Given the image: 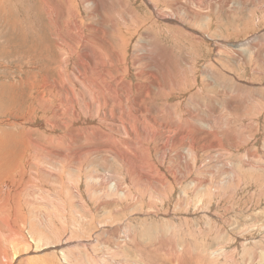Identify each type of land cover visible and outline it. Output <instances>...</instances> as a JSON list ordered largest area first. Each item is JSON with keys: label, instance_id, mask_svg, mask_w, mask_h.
<instances>
[{"label": "rangeland", "instance_id": "1", "mask_svg": "<svg viewBox=\"0 0 264 264\" xmlns=\"http://www.w3.org/2000/svg\"><path fill=\"white\" fill-rule=\"evenodd\" d=\"M46 1L45 3L44 0H0V141H3L2 143L8 141L7 146L0 145V151L2 149L1 154L10 151L14 154H17L16 151L18 154L22 152L24 157L21 153V158H16L17 166L16 163L12 165L15 169H10V172L27 171L29 177H32L31 182L37 181L29 182L28 187L25 185L27 187L25 197L22 193L24 188L19 187L20 195L12 200L2 201L5 202V213L10 214L14 219L13 226L17 225L14 230L21 231L19 232L21 238L23 236L22 239L26 240L28 235H33L37 239L42 236L44 238L37 239L40 242V248L48 247L45 249L42 247L44 251L38 253L40 255L22 254L24 255L22 260L26 259V261L17 264H31L30 258L33 260L38 258L35 260L36 264H53L55 259L58 262L56 256L52 257L51 247L58 242L61 233L63 236L65 234L69 241L67 245L60 248L66 252L69 251L67 252L70 258L69 264L75 263L71 258L74 256L78 258L81 251L85 254H82L75 264H113L114 262H109L108 258H112L115 251V253H121L117 255V258L114 257L118 262L116 264H169L170 255L176 252L174 248L180 249L177 254L186 256L188 260L186 264H195L194 259H197L199 254L201 256L197 260L200 264L212 262V264H223V262L224 264H264V0H241L243 2L216 0L214 3V0H157V2L149 0L147 4L144 0H99L104 1L103 7L108 6L102 9L103 7L101 8L99 4V10H94L95 7L91 5V2L88 3L90 0ZM238 1L244 4L241 6ZM109 4L113 8H109ZM151 4L155 6L152 7ZM91 7L94 9L91 10ZM150 7H152L151 10ZM105 9L108 11L105 12ZM128 9L133 10V18H127L125 13ZM54 12L57 16H54ZM59 14L63 16L60 17L61 19L58 17ZM201 16L205 19L209 18L208 21ZM166 17L168 21L165 20ZM169 17L174 20H169ZM125 19L126 23H124ZM181 20L184 23L180 22ZM177 21L181 25H178ZM68 22L76 23V30L71 31ZM126 28L129 29V38L126 35H120V30L123 32ZM99 30L103 31L104 35L101 36ZM76 34L84 39L92 38L94 41L96 38L103 36L109 38L112 35L113 42L116 44L115 50L119 52L120 57L123 56L122 49L125 50L126 56L123 61L125 60L124 63L128 66L131 64L130 55L136 53L135 51L139 56L144 52L141 48L155 51L156 58L148 54L146 60L140 59L137 68L128 69L129 75L126 81L128 85L130 84L129 93H132L130 96H134L135 85L138 83L137 74L143 72L144 78H150V86L153 85V89L150 90L152 93L144 104L158 108L160 116L163 114L162 127H167L168 134L160 131L154 124L161 123V120L144 111L143 117L147 116L145 120L149 121L146 120L147 124H151L148 126L152 128H147V131L142 129L146 131L145 136H141L143 132L141 129L134 132L133 136H126L125 130L128 125L122 126L123 120L120 122V119L115 117L116 111H113L114 116L110 117L107 106L100 99V95H97L100 94L98 89L102 88L98 86L99 81L96 80L95 86L85 82L86 80L94 81L96 74L89 73L88 70V64L93 62V58L88 62L86 57L83 67L77 65L80 59L83 63L84 57L80 58L83 44L79 45L78 35L77 42L72 41ZM94 41L92 42L96 47L97 43ZM151 43L154 45L153 48L149 46ZM165 56L169 59L168 61ZM160 59L165 62H161ZM86 63L88 64L85 65ZM163 63L172 65L169 70L170 75L166 73ZM84 67L85 69L87 67V70L82 69ZM85 71L88 72L85 73ZM60 74L63 75V79ZM52 78L58 81L55 83ZM42 81L47 83L45 84L47 88ZM83 84L87 89L82 86ZM79 85L86 92L82 91V88L80 90ZM57 88L58 91H56ZM70 89L74 92L72 95L77 98L75 106L80 111L78 118L72 120L67 114V109L73 102L69 96ZM89 89H93L96 95H92ZM79 93L84 94V102L78 98ZM57 101L60 106L56 103ZM103 112L107 115L104 124L96 117V114H99L103 118L105 116ZM148 116H151V122ZM107 121H111L110 124L113 123L115 126L112 124L110 126ZM92 127L97 129L99 134L94 133L91 130ZM106 127L108 131L105 130ZM112 127L114 131L111 130ZM181 130H183L181 136L176 135ZM101 134L104 138L106 134L108 136L106 135L107 138L104 139ZM23 136L25 139L22 138ZM74 136L76 137L73 138ZM93 137L94 139H91ZM50 141L52 145L57 146L52 147ZM66 141L68 144L65 143ZM58 144H62L61 147L65 144L67 146L61 148ZM14 145L16 147H13ZM1 147L6 150L4 151ZM42 149L47 151L42 153L44 152ZM143 155L146 156L143 157ZM42 158V161H46L41 162ZM30 160L35 163L30 165ZM37 160L39 162L36 163ZM46 162L49 164L45 165ZM132 165H135L134 170H131ZM60 169H63V172ZM139 169L142 173H139ZM55 171L58 173L56 174ZM68 176L70 178H67ZM51 179L54 181L49 182ZM58 181L62 184H57ZM35 183L40 185L36 186ZM68 184H72L70 188L67 187ZM90 190L92 191L88 196L87 193ZM117 190L122 192L117 193ZM59 191L61 193L56 194ZM63 198L66 200L69 198L67 203ZM18 203H24V205L21 206ZM13 212H18L17 219L13 218L16 217ZM19 217H24L22 221H25V226L18 224ZM80 226L83 227L81 230ZM43 228L46 230L41 231L44 230ZM61 228L65 231L61 232ZM73 229H77L78 232ZM48 230L51 232L49 233ZM57 231L61 233L57 236L53 235L58 234ZM46 233L50 237L48 235L47 238ZM1 234L7 235L4 231L0 233V236ZM5 236L0 237V248L9 251L10 256V242L6 243ZM161 236L163 237L160 238ZM72 238H75L74 242ZM110 240L111 243H109ZM75 243H78L80 247H74ZM81 245L85 248L83 249ZM163 246L167 248L165 251ZM116 247L120 249L117 250ZM189 247L192 249L191 252ZM27 248L24 249L25 253L31 250ZM199 250L202 253H199ZM196 252L198 253L194 254ZM102 257L103 259H100ZM105 259L108 260H106L107 263ZM60 264L65 263L60 262Z\"/></svg>", "mask_w": 264, "mask_h": 264}, {"label": "bare ground", "instance_id": "2", "mask_svg": "<svg viewBox=\"0 0 264 264\" xmlns=\"http://www.w3.org/2000/svg\"><path fill=\"white\" fill-rule=\"evenodd\" d=\"M45 1V3L47 2L46 0H44ZM57 1V0H56ZM88 1V0H87ZM121 1V0H120ZM145 2H146V4L149 2V0H144ZM154 1V0H153ZM216 0H214L213 1V3L215 2ZM239 1H241V0H239ZM238 1V2H239ZM249 1V0H248ZM89 2H91V5H93L94 7H95V9L94 8H92L91 7V10H99V6L102 8L103 6H104V1H99V0H90V1H88V3ZM106 2V1H105ZM109 2V1H108ZM151 2V1H150ZM156 2H157V0H156ZM163 2V1H162ZM161 2V3H162ZM186 2V1H185ZM208 2V1H207ZM211 2V1H210ZM217 2H219V1H217ZM241 2H243V1H241ZM241 2H239V3H241ZM164 3V2H163ZM173 3H174V1H173ZM48 4V3H47ZM90 4V3H89ZM100 4V5H99ZM106 4V3H105ZM150 4V3H149ZM183 4V3H182ZM197 4H199V2H197ZM221 4H224V3H221ZM244 4V3H243ZM242 3L240 4L241 6L243 5ZM57 5V4H56ZM103 5V6H102ZM152 5V4H151ZM161 5V4H160ZM178 5V4H177ZM200 5L201 6H204L205 7V5L203 4H201L200 3ZM200 5H196L197 7H200ZM219 5V4H218ZM229 5V4H228ZM228 5H226V6H228ZM50 6V5H49ZM57 6H59V5H57ZM67 6H68V4H67ZM88 6V5H87ZM146 6V5H145ZM153 6H155V5H152V7ZM61 7H63V6H61ZM66 7V6H65ZM106 7H108L107 5L105 6V7H103L102 9H104V8H106ZM110 7H112V6H110V4H109V8ZM152 7H150V10H151V8ZM178 7V6H177ZM181 7V6H180ZM245 7V6H244ZM50 8V7H49ZM53 8V7H52ZM54 8H55V6H54ZM60 8V7H59ZM67 8V7H66ZM96 8H98V9H96ZM113 8V7H112ZM123 8V7H122ZM167 8V7H166ZM179 8V7H178ZM185 8H186V6H185ZM250 8V7H249ZM51 9V8H50ZM60 9H62V8H60ZM119 9V8H118ZM182 9H183V6H182ZM195 10H196V8H194ZM207 9V8H206ZM248 9V8H247ZM53 10V9H52ZM52 10H51V13H52ZM66 10V9H65ZM88 10V9H87ZM106 11L105 12H107L108 10L107 9H105ZM114 10V9H113ZM153 10H155V8H153ZM166 9H165V7H164V11H165ZM177 10V9H176ZM189 10V9H188ZM192 10V9H191ZM201 10V9H200ZM50 11V10H49ZM56 11H58V10H56ZM55 11V12H56ZM67 11V10H66ZM101 11V10H100ZM126 10L124 9V12H125ZM172 11V10H171ZM203 11V10H202ZM253 11V10H252ZM54 12V16H57V14ZM65 12V11H64ZM179 12V11H178ZM184 12V11H183ZM47 13H48V11H47ZM50 13V14H51ZM60 13V12H59ZM116 14H117V12H115ZM170 13H172V12H170ZM199 13V12H198ZM56 14V15H55ZM66 13H64V15H65ZM74 14V13H73ZM77 14H79V13H77ZM121 14V13H120ZM125 14H127V18H129V17H132V15H133V10L132 9H128V11L125 13ZM124 14V15H125ZM155 14V13H154ZM166 14H168L167 12H166ZM192 14V13H191ZM194 14H195V12H194ZM206 13H204V15H205ZM48 15V14H47ZM68 15H70V14H68ZM172 15V14H171ZM180 15H182V14H180ZM193 15V14H192ZM196 15V14H195ZM198 15V14H197ZM72 16V15H71ZM77 16V15H76ZM105 16H107V15H105ZM134 16V15H133ZM158 16V15H157ZM177 16V15H176ZM183 16V15H182ZM200 16V15H199ZM59 18L60 17H63V16H61L60 14H59V16H58ZM64 17H66V16H64ZM69 17V16H68ZM89 17V16H88ZM94 17V16H93ZM110 17V16H109ZM126 17V16H125ZM136 17V16H135ZM174 17V16H173ZM181 17V16H180ZM187 17V16H186ZM189 17H191V15L189 16ZM198 17V16H197ZM197 17H195L196 19H197ZM203 16H201V18H202ZM209 17H210V15H209ZM123 18V19H122ZM122 20L124 21V17L122 16ZM133 18V17H132ZM156 18V17H155ZM159 19H160V17H158ZM170 18V17H169ZM175 18V17H174ZM188 18V17H187ZM193 18H194V16H193ZM61 19V18H60ZM108 19V18H107ZM162 19V18H161ZM171 19H173V18H170L169 20H171ZM186 19V18H185ZM188 19H192V18H188ZM187 19V20H188ZM202 19H204V20H207L208 21V19L209 18H207L206 17V19L205 18H202ZM121 20V21H122ZM129 20V19H128ZM134 20V19H133ZM148 20H149V18H148ZM155 20V19H154ZM166 21H168V19H167V17H166V19H165ZM174 20V19H173ZM179 20V19H178ZM182 20H184V19H182ZM182 20L180 21V22H182ZM198 20H199V17H198ZM197 20V21H198ZM204 20H202V21H204ZM74 21H75V19H74ZM104 21H106V20H104ZM109 21V20H108ZM120 21V22H121ZM122 21V22H123ZM130 21V20H129ZM128 21V22H129ZM135 21V20H134ZM189 21V20H188ZM188 21H187V23H188ZM200 21V20H199ZM202 21H201V23H202ZM113 22V21H112ZM122 22H121V24H122ZM127 21H126V19H125V22L124 23H126ZM169 22H171V21H169ZM178 22V25L180 24L179 23V21H177ZM190 22H192V21H190ZM206 22V21H205ZM205 22H203V23H205ZM105 23V22H104ZM107 23V22H106ZM113 23H115V22H113ZM137 23H138V21H137ZM176 23V22H175ZM182 23H184V22H182ZM187 23H185V24H187ZM197 23V22H196ZM200 23V24H201ZM101 24V23H100ZM102 24H103V21H102ZM139 24V23H138ZM206 24V23H205ZM134 25V24H133ZM176 25V24H175ZM181 25V24H180ZM183 25V24H182ZM197 25V24H196ZM195 25V26H196ZM198 25H199V22H198ZM68 26H69V28H70V30L71 31H73V30H76V23H74V22H72V23H70V22H68ZM115 26V25H114ZM139 26V25H138ZM202 26V25H201ZM211 26V25H210ZM121 27H123V26H121ZM136 27V26H135ZM182 27V26H181ZM205 26H203V28H204ZM91 29V28H90ZM97 29V28H96ZM99 29H101V28H99ZM112 29V28H111ZM114 29V28H113ZM125 29V28H124ZM131 30H132V28H130ZM142 29V28H141ZM202 29V28H201ZM69 30V29H68ZM115 30V29H114ZM185 30V29H184ZM80 31V30H79ZM100 32H101V36H102V34L104 35V33H102L103 31H101V30H99ZM98 31V32H99ZM106 31V30H105ZM202 31V30H201ZM109 32V31H108ZM150 33H151V31H149ZM69 33V32H68ZM67 33V34H68ZM81 33V32H80ZM119 33V32H118ZM88 34V33H87ZM90 34V33H89ZM137 34V33H136ZM78 34H76L73 38H72V41H75V42H77V39H76V36H77ZM93 35V34H92ZM120 35H126L128 38H129V29L128 28H126V30L125 31H123L122 32V30H120ZM81 36V35H80ZM79 35H78V38L80 39V41H79V45L81 46L82 44V52H81V54H80V58H82V57H84V61H83V63H82V61H78L77 62V65H79V66H81V67H83L84 66V63L86 62V60H85V58L86 57H88V62L91 60V58H93V62H90V64H88V63H86L85 65H87L88 64V70H89V73H92V74H96V79L93 81H85L83 78V80L85 81V82H88V83H90L91 85H96L95 83L97 82V81H99V87L100 86H102V88L100 87L98 90H99V92H100V94H97V95H100V99L101 100H103V102H104V105H106L107 106V111H108V115L110 116V117H113L114 116V114H113V111H116V113L117 114H115V117H117L118 119H120V122H122V120H123V125L122 126H125V125H128V127H127V129L125 128V127H123L124 129H126L125 131H126V136L127 135H129V136H133L135 133L134 132H137V131H139L140 129L142 130V129H147V128H149V129H151L152 128V126L150 127V126H148L150 123H148L147 124V121L145 120V118L147 117H143V114H142V112H144V111H146V112H148V114L150 115H152V116H155L159 121L161 120V123H159V122H156V123H154L156 126H157V128L160 130V131H164V133H167V127H162V123H163V121L164 120H162V119H164V116H163V114H162V116H160V114L158 113L159 112V109L158 108H156V107H154V106H150V105H146V104H144V101H146L147 99H149V97H150V95H151V93H152V91H150V90H152L153 89V85H151L150 86V84H151V82H150V78H144L145 76H144V73L143 72H140V73H138L137 74V76H136V79L138 80V83L135 85V88H136V92H135V94H134V96H130V94L132 95V93H129V85H128V82L126 81V79L128 78L127 76L129 75L128 74V69L131 67V68H137L138 67V63L140 64V59L141 60H146L147 58H148V54H150V56H152V55H154V58H156V55H155V51L153 52V51H148L147 49H145V48H141L144 52H140L141 54H140V56L139 55H136L137 54V51H135L136 53H132V55H130V60H131V64H130V66H128V65H126L125 63H124V61H123V59L125 58V50L124 49H122L123 51H122V55L123 56H121L120 57V55L117 53V51L115 50V46H116V44H114V42H113V37H112V35L109 37V38H105V36H103L102 38H96V41H94L92 38V40L91 39H84V38H81ZM119 36V35H118ZM117 36V37H118ZM149 36V35H148ZM151 36V35H150ZM197 36V35H196ZM85 37V36H84ZM99 37V36H98ZM117 37H115V39L117 38ZM142 37V36H141ZM145 37V36H144ZM153 37V36H152ZM86 38V37H85ZM88 38V37H87ZM150 38V37H149ZM149 38H146V39H148L149 40ZM61 39H63V38H61ZM118 39V38H117ZM145 39V38H144ZM151 39V38H150ZM205 39V38H204ZM152 40V39H151ZM155 40V41H154ZM153 41L154 42H156V39H154ZM92 41H94V42H96L97 44H96V47L94 46V44H93V42ZM123 41V40H122ZM145 41V40H144ZM81 43V44H80ZM117 43H118V41H117ZM125 43V42H124ZM62 44V43H61ZM245 44H247V43H245ZM70 45V44H69ZM248 45V44H247ZM135 46V45H134ZM137 46V45H136ZM151 48H153V44L151 43L150 45H149ZM244 46V45H243ZM124 47H125V45H124ZM143 47H145L144 45H143ZM68 48H69V46H68ZM117 48V47H116ZM122 48V47H121ZM246 48V47H245ZM253 48V47H252ZM71 49V48H70ZM74 49V48H73ZM240 49V48H239ZM58 50V49H57ZM160 50V49H159ZM235 50V49H234ZM253 50V49H252ZM139 51V50H138ZM228 51H229V49H228ZM240 51H242V50H240ZM62 52V51H61ZM70 52H72V51H70ZM247 52V51H246ZM253 52V51H252ZM89 53H92V54H89ZM232 53V52H231ZM249 53H251V52H249ZM256 53V52H255ZM65 54H66V52H65ZM160 54V53H159ZM237 54V53H236ZM239 54H240V52H239ZM258 54V53H257ZM256 54V55H257ZM264 54V53H263ZM167 55V54H166ZM67 56V55H66ZM166 57V56H165ZM171 57V56H170ZM256 57V56H255ZM254 57V58H255ZM77 58H78V56H77ZM76 58V59H77ZM159 58H160V56H159ZM252 58V57H251ZM257 58V57H256ZM259 58V57H258ZM257 58V59H258ZM56 59V58H55ZM158 59V58H157ZM163 59V58H162ZM162 59H160L161 60V62H163L164 60H162ZM166 59H167V57H166ZM78 60V59H77ZM153 60V59H152ZM169 59H167V61H168ZM254 60V59H253ZM241 61V60H240ZM62 62V61H61ZM151 62V61H150ZM165 62V61H164ZM228 62V61H227ZM55 63H56V61H55ZM170 63V62H169ZM231 63V62H230ZM154 64V63H153ZM165 66H164V69H165V71H166V73L167 74H169L170 75V72H169V70H170V68H171V66L167 63H163ZM59 66H60V63H59ZM78 67V66H77ZM79 68V67H78ZM130 68V69H131ZM195 68V67H194ZM51 69V68H50ZM63 69V68H62ZM75 69V68H74ZM77 69V68H76ZM82 69H84V70H87V67H86V69H85V67L84 68H82ZM48 70V69H47ZM58 70V69H57ZM60 70V69H59ZM58 70V71H59ZM73 70V69H72ZM79 70V69H78ZM54 71V70H53ZM58 71H57V73H58ZM61 72H64V71H62V70H60ZM80 71H81V69H80ZM139 71V70H138ZM47 72V71H46ZM45 72V73H46ZM75 72V74H76V70L74 71ZM86 72H88V71H85V73ZM134 72H135V70H134ZM147 72V71H146ZM214 72V71H213ZM56 73V72H55ZM78 73V72H77ZM89 73H87V74H89ZM126 73V74H125ZM204 73V72H203ZM209 73V72H208ZM221 73V72H220ZM71 74H74V73H71ZM74 74V77L76 76ZM81 74V73H80ZM94 74V75H95ZM61 75V74H60ZM78 75V74H77ZM81 75H83V74H81ZM123 75V76H122ZM135 75V74H134ZM180 75V74H179ZM216 75V74H215ZM214 74H213V76H215ZM47 76V78H48V75H46ZM62 76L63 75H61V78H62ZM65 76V75H64ZM71 76H73V75H71ZM93 76V75H92ZM208 76V75H207ZM51 77V76H50ZM77 77V76H76ZM82 77H84V76H82ZM93 77V78H94ZM216 77H217V75H216ZM46 78V79H47ZM182 78H183V76H182ZM43 79H44V81H46L45 80V78L43 77ZM53 79V78H52ZM51 79V80H52ZM63 79V78H62ZM64 79H66V78H64ZM82 79H81V82H82ZM215 79V78H214ZM50 80V79H49ZM50 80V81H51ZM54 80V79H53ZM52 80V81H53ZM68 80V79H67ZM69 80H70V77H69ZM69 80H68V82H69ZM97 80V81H96ZM177 80V79H176ZM207 80V82H208V79H206ZM213 80V79H212ZM44 81H42V82H44ZM55 81V80H54ZM58 80L56 79V81H55V83L57 82ZM61 81V80H60ZM70 81H72V80H70ZM77 81V80H76ZM83 81V82H84ZM141 81V82H140ZM180 81V80H179ZM64 82V81H63ZM81 82H79L80 84H81ZM143 82V83H142ZM146 82H148V84L146 83ZM154 81H152V83H153ZM213 82H215V81H213ZM50 83V82H49ZM71 83V82H70ZM75 83V82H74ZM78 83V84H79ZM167 83V82H166ZM169 83H171L170 81H169ZM181 83H183L182 81H181ZM42 84V83H41ZM45 84H47V83H45L44 82V87H45ZM52 84H53V82H52ZM51 84V85H52ZM165 84V83H164ZM217 84H219V83H217ZM216 84V85H217ZM50 85V84H49ZM57 85V84H56ZM73 85V84H72ZM71 85V86H72ZM171 85V84H170ZM215 85V86H216ZM48 86V85H47ZM54 86V85H53ZM70 86V85H69ZM80 86V85H79ZM83 87L84 86H86V85H82ZM93 86V87H94ZM50 87V86H49ZM64 87V86H63ZM68 87V86H67ZM76 87V86H75ZM77 87H78V85H77ZM89 87H91V86H89ZM92 87V88H93ZM164 87H166V86H164ZM45 88H47V87H45ZM60 88V87H59ZM62 88V87H61ZM81 86H80V90H81ZM85 88V87H84ZM42 89H44V88H42ZM66 89V88H65ZM68 89V88H67ZM78 89V90H79ZM85 89H87V88H85ZM162 89V88H161ZM185 89V88H184ZM79 90V91H80ZM84 89L82 88V91H83ZM90 90V89H89ZM56 91H58V88H57V90ZM85 91V90H84ZM131 91V90H130ZM135 91V90H134ZM167 91V90H166ZM205 91V90H204ZM53 92V91H52ZM72 92H73V90L71 91V89L69 90V96L71 97V99L73 100V102H71L70 103V106H69V108L67 109V114L69 115V117H70V119L72 120V119H76V118H78V116L80 115V111H79V109L75 106L76 105V103H77V98H75V96L74 95H72ZM86 92V91H85ZM88 92V91H87ZM90 92L92 93V95H96L95 94V91L93 90V89H91L90 90ZM97 92V91H96ZM132 92V91H131ZM155 92V91H154ZM157 92V91H156ZM46 93V92H45ZM44 93V94H45ZM74 93V92H73ZM163 93V92H162ZM41 94H43V93H41ZM61 94V93H60ZM54 95H56V94H54ZM59 95V94H58ZM65 95H67V94H65ZM89 95V94H88ZM156 95V94H155ZM161 95V94H160ZM157 96V95H156ZM162 96V95H161ZM54 97V96H53ZM68 97V96H67ZM66 97V98H67ZM61 98V97H60ZM78 98L82 101V102H84V94H82V93H79L78 94ZM47 99H49L48 97H47ZM57 99V98H56ZM239 99V98H238ZM191 101V100H190ZM58 105L60 104V103H58V101L56 102ZM64 103V102H63ZM126 103V104H125ZM197 103V102H196ZM240 103V102H239ZM128 104V105H127ZM65 105V104H64ZM56 106V105H55ZM60 106V105H59ZM62 106V105H61ZM48 107V106H47ZM57 107V106H56ZM55 107V108H56ZM239 107V106H238ZM59 108V107H58ZM62 108V107H61ZM244 108V107H243ZM234 109V108H233ZM235 109H236V107H235ZM57 110V109H56ZM59 110V109H58ZM61 110V109H60ZM55 112V111H54ZM62 112V111H61ZM197 112V111H196ZM56 113V112H55ZM54 113V114H55ZM105 112H103V116L105 115L104 114ZM188 113V112H187ZM198 114V113H197ZM107 115H105L103 118H101V116L98 114H96V117H97V119L99 120V121H101V122H103V124H104V121L106 122V119H107V117H106ZM166 116V115H165ZM169 116V115H168ZM51 117H53V116H51ZM148 117H150L149 118V120H150V122L152 121L151 120V116H148ZM167 117V116H166ZM193 117V116H192ZM55 118V117H54ZM116 118V120H118ZM124 118H125V122H124ZM154 118V117H153ZM159 118H161V119H159ZM155 119V118H154ZM54 120V119H53ZM171 120V119H170ZM188 120V119H187ZM192 120V119H191ZM56 121V120H55ZM155 121H156V119H155ZM183 121V120H182ZM222 121V120H221ZM107 122H109V121H107ZM111 122V121H110ZM110 122L108 123L110 126H112L113 125V123H111L110 124ZM118 122V121H117ZM149 122V121H148ZM167 122V121H166ZM199 122H201V121H199ZM231 122V121H230ZM6 123V122H5ZM55 123V122H54ZM153 123V122H152ZM165 123V122H164ZM20 124V123H19ZM118 124V123H117ZM116 124V125H117ZM122 124V123H121ZM166 124V123H165ZM193 124V123H192ZM27 125V124H26ZM119 125V124H118ZM146 125V126H145ZM151 125V124H150ZM153 125V124H152ZM154 125V126H155ZM191 125V124H190ZM113 126H115V125H113ZM213 126V125H212ZM217 126V125H216ZM72 127V126H71ZM102 127V126H101ZM117 127V126H116ZM182 127H183V125H182ZM192 127V126H191ZM218 127V126H217ZM100 128V127H99ZM113 128V127H112ZM118 128V127H117ZM157 128L155 129V130H157ZM186 128V127H185ZM190 128V127H189ZM76 129V128H75ZM103 129V128H102ZM101 129V130H102ZM108 128L106 127V129L105 130H107ZM120 129H121V127H120ZM71 130V129H70ZM73 130V129H72ZM71 130V131H72ZM94 133H96V134H99V132H98V130L96 129H93V127H92V129H91ZM112 131H114V128L113 129H111ZM190 130V129H189ZM211 130V129H210ZM108 131V130H107ZM143 131V130H142ZM147 131V130H146ZM146 131H143L142 133H141V136H145V134H146ZM62 132H63V130H62ZM86 132V131H85ZM85 132H84V134H85ZM110 132V131H109ZM177 132V131H176ZM182 132H183V130H181V131H179L176 135H180V134H182ZM189 132V131H188ZM233 132V131H232ZM231 132V133H232ZM61 133V132H60ZM117 133V132H116ZM121 133V132H120ZM156 133H158V132H156ZM224 133H228V132H224ZM223 133V134H224ZM27 134H29V133H27ZM41 134V133H40ZM66 134V133H65ZM83 134V135H84ZM109 134V133H108ZM168 134V133H167ZM187 134V133H186ZM203 134V133H202ZM88 135H90V134H88ZM87 135V136H88ZM103 134H101V136H102ZM107 135V134H106ZM106 135H105V138L104 139H106L107 137H106ZM125 135V134H124ZM150 135V134H149ZM157 135V134H156ZM185 135V134H184ZM25 136H26V134H25ZM28 136V135H27ZM64 136V135H63ZM86 136V137H87ZM91 136V135H90ZM108 136V135H107ZM121 136V135H120ZM119 136V137H120ZM158 136V135H157ZM167 137H168V135H166ZM181 136V135H180ZM212 136H214V135H212ZM233 136V135H232ZM10 137V136H9ZM13 137V136H12ZM65 137V136H64ZM76 136H74L73 138H75ZM100 137V136H99ZM115 137V136H114ZM198 137V136H197ZM22 138H24V136L22 137ZM21 138V139H22ZM49 138V137H48ZM51 138V137H50ZM116 138V137H115ZM186 138V137H185ZM207 138V137H206ZM230 138H232V137H230ZM11 139V138H10ZM19 139V138H18ZM25 139V138H24ZM26 139H28V138H26ZM34 139V138H33ZM63 139H65V138H63ZM91 139H94V137L93 138H91ZM120 139H121V137H120ZM155 139V138H154ZM164 139V138H163ZM188 139V138H187ZM4 140V139H3ZM35 140V139H34ZM55 140V139H54ZM57 140H59V139H57ZM56 140V141H57ZM66 140V139H65ZM87 140V139H86ZM85 140V141H86ZM89 140V139H88ZM108 140V139H107ZM118 140V139H117ZM136 140V139H135ZM139 140H141V139H139ZM169 140V139H168ZM171 140V139H170ZM179 140V139H178ZM196 140V139H195ZM201 140V139H200ZM233 140V139H232ZM18 142L20 141V140H17ZM47 141V140H46ZM49 141V140H48ZM60 141V140H59ZM58 141V142H59ZM76 141V140H75ZM84 140H82V142H83ZM114 141H115V139H114ZM157 141V140H156ZM206 141V140H205ZM231 141V140H230ZM3 142V141H2ZM1 141H0V145L2 144H5L6 145V142L8 143V141L6 140V142L4 141V143H2ZM28 142H29V140H28ZM36 142V141H35ZM92 142V141H91ZM94 142V141H93ZM148 142V141H147ZM159 142V141H158ZM161 142V141H160ZM159 142V143H160ZM188 142V141H187ZM197 142V141H196ZM199 143H201L200 141H198ZM14 143V142H13ZM50 143H51V141H50ZM57 143V142H56ZM66 144H68L67 143V141L65 142ZM69 143H70V141H69ZM74 143V142H73ZM72 143V144H73ZM78 143V142H77ZM106 143H107V141H106ZM113 143V142H112ZM143 143V142H142ZM171 143V142H170ZM186 143V142H185ZM193 143V142H192ZM37 144V143H36ZM42 144V143H41ZM45 144V143H44ZM44 144H42V145H44ZM48 144V143H47ZM55 144V143H54ZM65 144V145H66ZM71 144V143H70ZM75 144V143H74ZM73 144V145H74ZM89 144H90V142H89ZM96 144H98V143H96ZM102 144L104 145V141L102 142ZM144 144V143H143ZM154 144V143H153ZM16 145H17V143H16ZM25 144H23V146H24ZM39 145V144H38ZM42 145H40V146H42ZM51 145H52V143H51ZM58 145H60V144H58ZM62 145V144H61ZM61 145H60V147H61ZM65 145L63 146V147H65ZM79 145V144H78ZM95 145V144H94ZM128 145H130V144H128ZM138 145V144H137ZM140 145V144H139ZM160 145V144H159ZM173 145V144H172ZM186 145V144H185ZM7 146V145H6ZM22 146V145H21ZM47 146H49V145H47ZM54 145H52V147H53ZM55 146H57L56 144H55ZM54 146V147H55ZM67 146V145H66ZM72 146V145H71ZM76 146V145H75ZM98 146V145H97ZM106 146V145H105ZM113 146V145H112ZM132 146H134V145H132ZM141 146V145H140ZM192 146H193V144H192ZM191 146V147H192ZM196 146V145H195ZM194 146V147H195ZM203 146V145H202ZM205 146V145H204ZM207 146V145H206ZM210 146V145H209ZM4 148H6L5 146H3ZM3 147H1V148H3ZM13 147H16L15 145L13 146ZM42 147H44V146H42ZM41 147V148H42ZM63 147H61V148H63ZM101 147H102V145H101ZM104 147V146H103ZM107 147V146H106ZM114 147V146H113ZM112 147V148H113ZM142 147V146H141ZM3 148V149H4ZM26 148V147H25ZM40 148V149H41ZM44 148H46V147H44ZM56 148H59V147H56ZM60 148V149H61ZM74 148V147H73ZM79 148V147H78ZM94 148V147H93ZM92 148V149H93ZM97 148V147H96ZM181 148V147H180ZM196 148V147H195ZM200 147H198V149H199ZM206 148V147H205ZM204 148V149H205ZM11 149H12V147H11ZM17 149V148H16ZM15 149V150H16ZM29 149V148H28ZM40 149H39V151H40ZM76 149V148H75ZM81 149V148H80ZM79 149V150H80ZM91 149V150H92ZM143 149V148H142ZM155 149V148H154ZM160 149V148H159ZM170 149V148H169ZM192 149V148H191ZM197 149V148H196ZM195 149V150H196ZM6 149H4V151H5ZM9 150V149H8ZM13 150V149H12ZM42 150H44V152H42V153H45V150L46 149H42ZM41 150V151H42ZM50 150V149H49ZM163 150V149H162ZM1 151H2V149H1ZM1 151H0V154H1ZM19 151H22V150H19ZM47 151V150H46ZM60 151V150H59ZM97 150H95V152H96ZM142 151V150H141ZM144 151V150H143ZM168 151V150H167ZM11 152V151H10ZM10 152H3L1 155H0V157H1V160H0V233L1 232H5V233H7V237L5 236V235H2L1 234V238H3V236H5V238H6V243L7 242H10V249H11V255L9 256V251H5V250H3L4 248H0V264H17V263H23V262H25L26 261V259L25 260H22V257L26 254V255H28L29 256V254L30 255H36V254H38V253H40L41 251H44L43 249H42V247H44V246H42L41 248H40V246H39V241H37V239L39 240V237L36 239V238H34L33 237V235H28L29 237L28 238H26V240H23L22 238H23V236H22V238H21V234L19 233V232H21V231H19V229H18V231H17V229H15L14 230V227H16L15 225L13 226V221H14V219H12V217H11V215L10 214H7V213H5V211H6V207L4 206L5 205V202H3L2 200H6V201H9V200H12V199H14V198H16L18 195H20L19 194V191H18V188L19 187H22V188H24V190L22 191V193H23V195H24V197L26 196V191H25V188L27 189V187L29 186L28 184H29V182H31V178L29 177V174H27L26 172L27 171H25V172H10V169L11 170H14L15 169V166H13L12 167V165H15V163L17 162V161H15L16 160V158H21V153L22 152H20V154H18V151H16L17 152V154L19 155H17V154H14V152L13 153H10ZM50 152H53L54 153V151H50ZM49 152V153H50ZM58 152V151H57ZM60 152H62V151H60ZM92 152H94V151H92ZM136 152H137V149H136ZM186 152V151H185ZM202 152V151H201ZM207 152V151H206ZM209 152V151H208ZM207 152V153H208ZM52 153V154H53ZM67 153V152H66ZM71 153H72V151H71ZM78 153V152H77ZM86 153H88V152H86ZM117 153V152H116ZM51 154V153H50ZM70 154V153H69ZM75 154V153H74ZM127 154V153H126ZM138 154V153H137ZM142 154V153H141ZM187 154V153H186ZM191 154V153H190ZM197 154V153H196ZM202 154V153H201ZM24 154L22 153V156H23ZM39 155H42V154H40L39 153ZM46 155V154H45ZM55 155V154H54ZM53 155V156H54ZM59 155V154H58ZM60 155H62L61 153H60ZM78 155V154H77ZM132 155V154H131ZM136 155V154H135ZM188 156H189V154H187ZM195 155V154H194ZM28 156V155H27ZM37 156H38V154H37ZM66 156V155H65ZM69 156H71V155H69ZM75 156V155H74ZM115 156V155H114ZM114 156H113V158H114ZM128 156V155H127ZM146 156V155H145ZM144 155H143V157H145ZM24 157V156H23ZM31 157V156H30ZM40 157V156H39ZM48 157V156H47ZM80 157V156H79ZM83 157V156H82ZM121 157V156H120ZM137 157V156H136ZM159 157V156H158ZM195 157V156H194ZM26 158V157H25ZM112 158V157H111ZM122 158V157H121ZM140 158H141V156H140ZM139 158V159H140ZM29 159V158H28ZM56 159V158H55ZM60 159H62V157L60 158ZM59 159V160H60ZM64 159H65V157H64ZM72 159H73V157H72ZM83 159V158H82ZM117 159V158H116ZM129 159H130V157H129ZM134 159V158H133ZM143 159V158H142ZM146 159V158H145ZM19 160V159H18ZM26 160V159H25ZM36 160V159H35ZM43 160V158L41 159V162H44V161H46V160H44V161H42ZM52 158H51V162H52ZM66 160V159H65ZM64 160V161H65ZM135 160V159H134ZM148 160V159H147ZM31 161V160H30ZM61 161V160H60ZM70 161V160H69ZM113 161V160H112ZM139 161V160H138ZM34 162V161H33ZM32 161L30 162V165H32L31 163H33ZM37 162H39L38 160L36 161V163ZM56 162V161H55ZM58 162V161H57ZM120 162V161H119ZM129 162V161H128ZM18 163V162H17ZM17 163H16V166H17ZM25 163V162H24ZM35 163V162H34ZM67 163H68V161H67ZM78 163V162H77ZM80 163V162H79ZM83 163V162H82ZM122 163V162H121ZM127 163V162H126ZM39 164V163H38ZM41 165H42V163H40ZM47 164H49V163H45V165H47ZM52 164H54V163H52ZM60 164V163H59ZM73 164V163H72ZM84 164V163H83ZM29 165V164H28ZM35 165V164H34ZM40 165V166H41ZM62 165H64V164H62ZM61 165V166H62ZM80 164H78V166H79ZM113 165V164H112ZM121 165V164H120ZM144 165V164H143ZM152 165V164H151ZM180 165V164H179ZM24 166H26L25 164H24ZM60 166V167H61ZM75 166V165H74ZM83 166V165H82ZM110 166V165H109ZM122 166V165H121ZM133 166V165H132ZM135 166V165H134ZM134 166H133V169H131V167H130V169L131 170H134ZM139 166H141V165H139ZM149 166V165H148ZM27 167V166H26ZM29 167V166H28ZM70 167H72V166H70ZM81 167V166H80ZM79 167V168H80ZM25 168V167H24ZM33 168V167H32ZM46 169H47V167H45ZM44 168V169H45ZM53 167H51V169H52ZM78 168V169H79ZM89 168V167H88ZM87 168V169H88ZM142 168V167H141ZM82 169V168H81ZM24 170V169H23ZM25 170H26V168H25ZM38 170V169H37ZM40 170V169H39ZM61 171L63 170V169H60ZM65 170V169H64ZM83 170V169H82ZM81 170V171H82ZM22 171V170H21ZM69 171V173H70V170H68ZM72 171V170H71ZM77 171H79V170H77ZM114 171V170H113ZM128 171V170H127ZM139 171H140V169H139ZM138 171V172H139ZM142 171V170H141ZM139 172V173H142V172ZM144 171V170H143ZM179 171V170H178ZM30 172H31V170H30ZM30 172H28V173H30ZM39 172V171H38ZM47 172V171H46ZM63 172V171H62ZM65 172V171H64ZM67 172V171H66ZM74 172V171H73ZM133 172V171H132ZM136 172V171H135ZM37 173V172H36ZM49 173V172H48ZM55 173L57 174L58 173V171L56 172L55 171ZM131 173V172H130ZM159 173V172H158ZM46 174V173H45ZM52 174V173H51ZM85 174V173H84ZM31 176H33L32 174H30ZM42 175H44V174H42ZM41 175V176H42ZM52 175H54V173L52 174ZM51 175V176H52ZM64 175H66L65 173H64ZM78 175V174H77ZM82 175V174H81ZM120 175V174H119ZM122 175V174H121ZM159 175V174H158ZM48 176V175H47ZM70 176H71V174H70ZM130 176H131V174H130ZM33 177H35V176H33ZM37 177H39L38 175H37ZM58 177H60V176H58ZM65 177V176H64ZM72 177V176H71ZM79 177V176H78ZM121 177V176H120ZM48 178V177H47ZM67 178H70L69 176L67 177ZM66 178V179H67ZM137 178V177H136ZM161 178H163V177H161ZM35 179H37L36 177H35ZM49 179V178H48ZM57 179V178H56ZM55 179V180H56ZM64 179V178H63ZM75 179V178H74ZM79 179V178H78ZM122 180H123V178H121ZM33 180V179H32ZM58 180V179H57ZM65 180V179H64ZM71 180V179H70ZM72 180H73V177H72ZM139 180V179H138ZM142 180V179H141ZM42 181H44V179H42ZM52 181H54V180H52L51 179V181H49V182H52ZM61 181V180H60ZM66 181V180H65ZM64 181V182H65ZM68 181V180H67ZM91 181V180H90ZM33 182H37V181H32L31 183H33ZM48 182V181H47ZM70 182V181H69ZM136 182H138V181H136ZM20 183H22L21 185H20ZM44 183H45V181H44ZM56 183V182H55ZM60 182L58 181V183L57 184H59ZM71 183V182H70ZM115 183V182H114ZM140 183V182H139ZM36 184V183H35ZM38 184V183H37ZM37 184H36V186H37ZM60 184H62V183H60ZM64 184V183H63ZM90 184V183H89ZM93 184V183H92ZM122 184V183H121ZM20 185V186H19ZM25 185H27V187H25ZM32 185V184H31ZM38 185H40V184H38ZM42 185V184H41ZM70 185H72V184H70ZM69 184L67 185V187H69L70 186ZM116 185V184H115ZM119 185V184H118ZM118 185H116V186H118ZM140 185V184H139ZM24 186V187H23ZM114 186V185H113ZM142 186V185H141ZM31 187V186H30ZM120 187H122V186H120ZM125 187V186H124ZM32 188V187H31ZM70 188V187H69ZM90 188H91V186H90ZM116 189H117V187H115ZM196 188V187H195ZM44 189H45V187H44ZM135 189H137V188H135ZM139 189V188H138ZM143 189V188H142ZM111 190H113V188L111 189ZM125 190V189H124ZM127 190V189H126ZM92 190H90L87 194H88V196H89V193L91 192ZM73 192V191H72ZM71 192V193H72ZM112 192V191H111ZM119 192V190H117V193ZM120 192H122V191H120ZM119 192V193H120ZM124 192H126V191H124ZM184 192V195H185V191H183ZM38 193V192H37ZM40 193V192H39ZM45 192H42V194H44ZM58 193H61L60 191L59 192H57L56 194H58ZM75 193V192H74ZM109 193H110V191H109ZM115 193V195H116V192H114ZM129 193V192H128ZM46 194V193H45ZM50 194V193H49ZM76 194L78 195V193H77V191H76ZM111 195H112V193H110ZM109 194V195H110ZM122 194V193H121ZM125 194V193H124ZM130 194V193H129ZM47 195H48V192H47ZM114 195V194H113ZM114 195V196H115ZM183 195V196H184ZM113 196V197H114ZM117 197H119V195H116ZM122 196V195H121ZM127 196V195H126ZM28 197V196H27ZM47 198V197H46ZM67 198V197H66ZM66 198L64 199V200H66ZM120 198V197H119ZM123 198V197H122ZM121 198V199H122ZM49 199V198H48ZM69 199V198H68ZM67 199V200H68ZM25 200H26V198H25ZM46 200V199H45ZM67 200H66V203H67ZM123 200V199H122ZM29 201L27 200V203H28ZM49 202V201H48ZM68 202H70V201H68ZM62 203H64L63 201H62ZM71 203V202H70ZM18 205H21V206H23L24 205V203L23 204H20V203H18ZM63 205V204H62ZM65 205V204H64ZM66 206V205H65ZM64 206V207H65ZM27 207V206H26ZM59 207H61L60 206V204H59ZM43 210V209H42ZM13 214L16 216V217H13V218H15V219H17L18 217V212H13ZM7 215V216H6ZM9 215H10V217H9ZM20 219H18L17 221H18V224H21L22 226H25L24 225V222L25 221H22L23 219H24V217L23 218H21V217H19ZM81 218V217H80ZM44 219V218H43ZM46 219V218H45ZM44 219V220H45ZM84 219V218H83ZM50 220V219H49ZM48 220V221H49ZM86 220V219H85ZM85 220H82L83 222L85 221ZM77 221H79V219L77 220ZM81 221V220H80ZM111 221H114V220H111ZM86 222V221H85ZM84 222V223H85ZM99 222V221H98ZM110 222V221H109ZM116 222V221H115ZM73 223H74V221H73ZM87 223V222H86ZM111 223V222H110ZM112 223H114V222H112ZM64 224V223H63ZM77 223H75V225H76ZM105 224V223H104ZM65 225H66V222H65ZM74 225V226H75ZM121 225V224H120ZM45 226V225H44ZM62 226H64V225H62ZM87 226V225H86ZM47 227V226H46ZM66 227V226H65ZM70 227V226H69ZM68 227V228H69ZM73 227V226H72ZM71 227V228H72ZM81 227L82 226H80V230H81ZM119 227V226H118ZM146 227V226H145ZM76 228H78V227H76ZM83 228V227H82ZM44 230H41V231H45L46 229L45 228H43ZM86 229V228H85ZM20 230H21V227H20ZM61 230H62V228H61ZM63 230L65 231V229L63 228ZM63 230L61 231V232H63ZM68 230V229H67ZM77 230V229H76ZM76 230H74L73 229V231H75V232H78V231H76ZM119 230H120V228H119ZM168 230V229H167ZM49 231V230H48ZM121 231V230H120ZM119 231V232H120ZM124 231V230H123ZM169 231V230H168ZM51 231H49V233H50ZM60 232V233H61ZM69 232V231H68ZM45 233V232H44ZM44 233H42V234H44ZM57 233H58V231H57ZM60 233H58V234H56V233H54L53 235H59ZM121 233H122V231H121ZM168 233V232H167ZM166 233V234H167ZM39 234H40V232H39ZM47 234V238H48V233H46ZM69 234V233H68ZM77 234H79V233H77ZM24 235V234H23ZM124 235H126V234H124ZM152 235V234H151ZM25 236V235H24ZM45 236V235H44ZM64 238L65 237V234H64V236L62 235V233L59 235V240H58V242L56 243V241H55V245L54 246H52L51 248L53 249V250H51V253H52V257L54 258L55 256L57 257V259H58V262H56V259H55V263H53V264H60V262H62V263H65V264H69L70 263V261H69V253H67V252H69V251H67L66 252V250H61L60 248H62V247H64L65 245H67L68 243H69V241L67 240V236L64 238V239H62V237ZM69 237H71L70 235H68ZM127 236V235H126ZM125 236V237H126ZM49 237H50V235H49ZM52 237V236H51ZM74 237H76V236H74ZM83 237V236H82ZM91 237V236H90ZM127 237H130L129 235L127 236ZM153 237V236H152ZM163 236H161L160 238H162ZM172 237V236H171ZM40 238H44V237H40ZM46 238V239H47ZM57 238V237H56ZM120 238V237H119ZM159 238V239H160ZM36 239V240H35ZM53 239V238H52ZM70 239V238H69ZM75 239V238H74ZM73 238H72V241L74 240ZM79 239H80V237H79ZM158 239V238H157ZM49 241H50V239H48ZM87 240V239H86ZM89 240V239H88ZM42 241V240H41ZM47 241V240H46ZM45 241V243H47ZM71 241V240H70ZM77 241V240H76ZM119 240H117V242H118ZM142 241V240H141ZM1 242H2V239H1ZM4 242H5V240H4ZM3 242V243H4ZM51 242V241H50ZM49 242V243H50ZM54 242V241H53ZM74 242V241H73ZM85 242H87V241H85ZM130 242V241H129ZM166 242H167V240H166ZM88 243V242H87ZM108 243V242H107ZM107 243H106V246H107ZM109 243H111V240H110V242ZM121 243V242H120ZM120 243H117V244H120ZM134 243V242H133ZM172 243V242H171ZM114 244H116V243H114ZM169 244V243H168ZM33 245H35V247L33 246ZM85 245V244H84ZM84 245H81V247L84 249L85 248V246ZM47 246V245H46ZM74 247H80V245L78 244V243H75V245H73ZM88 246V245H87ZM111 246V245H110ZM116 246V245H115ZM171 246V248L173 247V245H170ZM169 246V247H170ZM2 247H4L3 245H2ZM7 247V246H6ZM29 249H28V248ZM93 247V246H92ZM96 247V246H95ZM118 247V246H117ZM117 247H116V249H117ZM120 247H121V245H120ZM164 247V246H163ZM176 247V246H175ZM27 248V250H30V251H26V253L24 252L25 250L24 249H26ZM45 248H48V247H44V249ZM50 248V249H51ZM113 248V247H112ZM152 248V247H151ZM174 248V247H173ZM183 248V247H182ZM181 248V249H182ZM187 248V247H186ZM190 249H189V251L190 250H192L191 249V247H189ZM91 249V248H90ZM103 249H104V246H103ZM107 249V248H106ZM109 249H110V247H109ZM109 249H107L108 251H109ZM118 249H120V248H118ZM117 249V250H118ZM163 249V248H162ZM167 249V248H166ZM165 249V247H164V251L166 250ZM174 249H176L175 251V253L174 252H172L173 254H171L170 255V258H169V264L170 263H172V264H186V261H188L187 259H186V256L184 255V254H177V251L178 250H180V249H178L177 250V248H174ZM72 250V249H71ZM105 250V249H104ZM184 250V249H183ZM194 250V249H193ZM50 251V250H49ZM187 251V250H186ZM186 251H185V253H186ZM195 251V250H194ZM200 251V250H199ZM206 251V250H205ZM216 251V250H215ZM24 252V253H23ZM74 252V251H73ZM77 253H78V251H76ZM91 252V251H90ZM94 252H95V250H94ZM116 252V251H115ZM115 252H113L114 254H112V258H108V260H109V262L111 261V262H114L113 264H116V263H118L117 262V260L114 258V257H116L117 258V255L119 256V254H121V253H115ZM178 252H180V251H178ZM183 252V251H182ZM191 252V251H190ZM70 253H72V252H70ZM96 253V252H95ZM98 253V252H97ZM106 253V252H105ZM111 253V252H110ZM151 253V252H150ZM168 253H169V251H168ZM198 252H196V253H194V254H197ZM199 253H202L201 251L199 252ZM22 254H24V255H22ZM42 254H45L44 252H42ZM82 254H85V253H83L82 251H81V254L78 256V258H76L75 256L73 257V258H71V259H73L74 260V262L75 263H77L78 262V259H79V257L82 255ZM88 254V253H87ZM93 254V253H92ZM161 254H163V253H161ZM187 254H189V253H187ZM38 255H40V254H38ZM108 255V257H109V254H107ZM111 255V254H110ZM159 255V254H158ZM168 255V254H167ZM166 255V256H167ZM190 255V254H189ZM206 255V254H205ZM89 256V255H88ZM91 256V255H90ZM93 256V255H92ZM199 256H201V254H199L198 255V257ZM234 256V255H233ZM45 257V256H44ZM46 257H47V255H46ZM45 257V258H46ZM49 257V256H48ZM85 257V256H84ZM165 257V256H164ZM198 257H197V259H198ZM202 257H203V255H202ZM208 257H209V255H208ZM211 257V256H210ZM26 258V257H25ZM30 258V257H29ZM34 258H36L35 256H34ZM41 258V257H40ZM94 258V257H93ZM99 258V257H98ZM107 258V257H106ZM195 258H196V255H195ZM204 258H205V256H204ZM220 258V257H219ZM230 258V257H229ZM28 259V258H27ZM31 260H32V263L31 264H36V262H35V260L37 259L38 260V258H36L35 260H33L32 258H30ZM29 259V260H30ZM100 259H103V257L102 258H100ZM152 259V258H151ZM157 259H159V258H157ZM164 259V258H163ZM167 259V258H166ZM197 259H194V263L195 264H200V262L197 260ZM207 259H209V258H207ZM214 259V258H213ZM28 260V261H29ZM41 260H45L46 261V259H41ZM85 260V259H84ZM91 260H93V259H91ZM98 260V259H97ZM107 259H105V261H106ZM107 260V261H108ZM203 260V259H202ZM33 261H34V263H33ZM81 261V260H80ZM89 261V260H88ZM96 261V260H95ZM107 261H106V263H107ZM157 261V260H156ZM166 261V260H165ZM226 261V260H225ZM227 261H228V258H227ZM31 262V261H30ZM48 262V261H47ZM50 262V261H49ZM54 262V261H53ZM90 262V261H89ZM102 262V261H101ZM147 262V261H146ZM168 262V261H167ZM190 262V261H189ZM74 263V264H75ZM80 263V262H79ZM82 263V262H81ZM94 263V262H93ZM103 263V262H102ZM192 263V262H191ZM202 263V262H201ZM210 263V262H209ZM213 263V262H212ZM211 263V264H212ZM26 264V263H25ZM29 264V263H28ZM41 264V263H40ZM45 264H47V263H45ZM94 264H96V263H94ZM107 264H109V263H107ZM111 264V263H110ZM208 264V263H207ZM223 264H224V262H223ZM228 264V263H227ZM231 264V263H230Z\"/></svg>", "mask_w": 264, "mask_h": 264}]
</instances>
